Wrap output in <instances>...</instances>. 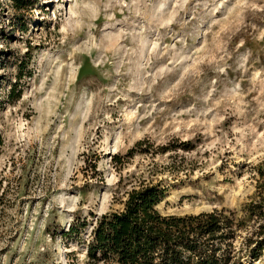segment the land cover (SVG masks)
<instances>
[{"label": "rangeland", "instance_id": "rangeland-1", "mask_svg": "<svg viewBox=\"0 0 264 264\" xmlns=\"http://www.w3.org/2000/svg\"><path fill=\"white\" fill-rule=\"evenodd\" d=\"M0 12V264H102L83 245L94 219L144 183L174 184L161 214H241L264 160V0H0ZM140 139L152 152L111 158ZM171 139L193 148L159 152ZM75 219L77 242L59 234Z\"/></svg>", "mask_w": 264, "mask_h": 264}, {"label": "trees", "instance_id": "trees-1", "mask_svg": "<svg viewBox=\"0 0 264 264\" xmlns=\"http://www.w3.org/2000/svg\"><path fill=\"white\" fill-rule=\"evenodd\" d=\"M10 1L17 10L33 4V0ZM11 26L26 32L25 17L12 14ZM0 32H3L1 27ZM26 62L24 58L15 64L17 72L7 90V101L20 97L19 82ZM26 75L30 76L29 71ZM192 148L189 140L171 139L158 151ZM147 151L152 152V144L140 139L126 150L122 160L119 155L111 158L121 163L126 156ZM254 170L258 177L255 193L241 205L240 215L223 208L195 214H161L156 206L174 184L156 181L129 189L120 210L104 212L94 219L87 241L83 242L86 258L102 264H253L259 261L264 252V160ZM85 224L84 220L75 219L59 234L77 242ZM249 226L253 228L241 239L242 246L235 249L233 241L239 231Z\"/></svg>", "mask_w": 264, "mask_h": 264}]
</instances>
